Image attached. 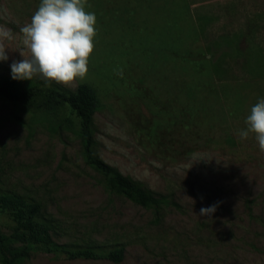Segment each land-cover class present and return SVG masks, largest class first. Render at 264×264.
I'll return each instance as SVG.
<instances>
[{"label":"rangeland","instance_id":"rangeland-1","mask_svg":"<svg viewBox=\"0 0 264 264\" xmlns=\"http://www.w3.org/2000/svg\"><path fill=\"white\" fill-rule=\"evenodd\" d=\"M40 2L0 0V26L16 36L0 75L23 59L19 29ZM88 4L97 35L86 77L70 87L33 80L91 84L101 99L94 153L162 203L109 189L69 109L73 124L0 98V191L42 202L61 243L125 248L120 262L31 250L16 264H264V152L254 134L238 135L264 98V0ZM216 202L211 219L199 216ZM16 228L0 208V236Z\"/></svg>","mask_w":264,"mask_h":264},{"label":"trees","instance_id":"trees-1","mask_svg":"<svg viewBox=\"0 0 264 264\" xmlns=\"http://www.w3.org/2000/svg\"><path fill=\"white\" fill-rule=\"evenodd\" d=\"M180 13L177 17H186ZM0 98L21 105L26 110L35 109L44 118L57 117L59 121L73 124L74 120L65 113V109H69L79 119L85 161L105 176L109 189L116 190L143 206L159 207L162 203L160 197L145 190L94 153L96 138L93 115L101 107V99L91 84L83 82L74 91H69L54 84H42L37 79L21 81L0 75ZM0 208L7 211L17 224V228L9 236H0V264H16L17 261L29 257L31 250L64 255L70 259L105 257L120 262L125 257L123 246L104 249L57 241L53 233V220L46 216L42 202L35 198L15 191H0ZM9 242L19 243L21 246L10 250L11 253L7 247Z\"/></svg>","mask_w":264,"mask_h":264},{"label":"clouds","instance_id":"clouds-1","mask_svg":"<svg viewBox=\"0 0 264 264\" xmlns=\"http://www.w3.org/2000/svg\"><path fill=\"white\" fill-rule=\"evenodd\" d=\"M88 0H41L29 23L20 27L22 60H14L11 76L14 80H32L39 76L46 83L55 81L70 87L89 72V58L97 35L96 15ZM16 39L9 28L0 26V61L8 60L5 41ZM123 77V69L116 70ZM246 130L238 135L246 139L252 133L264 152V98L252 106L246 117ZM219 202L202 207L199 216L212 218Z\"/></svg>","mask_w":264,"mask_h":264}]
</instances>
